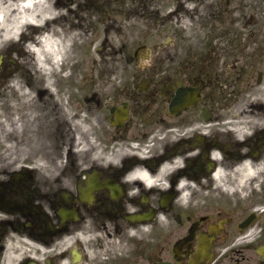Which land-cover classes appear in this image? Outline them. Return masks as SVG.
Masks as SVG:
<instances>
[{
	"label": "flooded vegetation",
	"instance_id": "af4514ba",
	"mask_svg": "<svg viewBox=\"0 0 264 264\" xmlns=\"http://www.w3.org/2000/svg\"><path fill=\"white\" fill-rule=\"evenodd\" d=\"M161 1L59 137L7 107L0 264H264V0Z\"/></svg>",
	"mask_w": 264,
	"mask_h": 264
},
{
	"label": "rangeland",
	"instance_id": "374dc122",
	"mask_svg": "<svg viewBox=\"0 0 264 264\" xmlns=\"http://www.w3.org/2000/svg\"><path fill=\"white\" fill-rule=\"evenodd\" d=\"M143 1L144 0H91L87 2L86 0H72V2H69L68 4L66 0H50V4L56 6V11L60 14H64V17L63 15H59L54 25L69 27L70 31L74 30V38L79 43L77 48L75 49L72 45L68 47L73 58V67H71L68 72H50L51 78L49 79H52V88L61 90L67 87L69 88L70 72L75 73L74 79H76L79 77V75L82 74V72H97L98 70L103 69V63L96 54L95 47L99 46V44H101L102 42H105V44L107 45L109 43H113L115 45L118 37L120 42L121 36L119 33L118 36H116L115 28L121 23L122 17L127 14L126 12L134 9L139 10L138 6L145 4L142 3ZM82 4L84 5V7L80 6ZM119 11H123L124 13H121ZM73 22L75 23L74 28H72ZM26 30L27 35H29L30 37L33 36V33H37L34 30H29V28H26ZM82 30H84V33ZM78 32L80 34H78ZM76 33L78 34V36H76ZM34 36L37 37V34H34ZM11 42L12 41H6L4 45L2 44L3 47H0V51L2 49L8 51V47L10 46ZM20 51H22L20 52L21 54L9 51V55L6 56L1 63L4 68L2 72H7V79H0V93L3 92L1 88L3 81L4 84H6L5 88L8 89L10 78L14 76L18 77L20 87H26L25 84L28 80L26 74L27 67L31 72L39 74L38 72H35L34 63L31 60L32 57L28 56L25 48L21 47ZM69 63L70 62H68L67 64ZM58 69H61V67L56 64L55 70L57 71ZM67 74L69 75L68 77H66ZM62 77L64 78L62 79ZM32 79L39 81V79L37 78ZM59 80H61V85L57 84ZM28 88L31 89V95L29 96L30 98L31 96H34L33 90H35L37 87L30 83ZM22 102L27 103L28 105H33L36 103V101H33L32 98H30L28 101L22 98ZM0 103H2V101ZM68 105L70 108L69 101ZM28 107L29 106H27L26 108ZM41 122L42 121L40 120V123ZM55 136L59 137L58 134ZM56 138L57 137H55V139Z\"/></svg>",
	"mask_w": 264,
	"mask_h": 264
},
{
	"label": "bare ground",
	"instance_id": "6f19581e",
	"mask_svg": "<svg viewBox=\"0 0 264 264\" xmlns=\"http://www.w3.org/2000/svg\"><path fill=\"white\" fill-rule=\"evenodd\" d=\"M49 1L50 0H0V46L6 41L14 40L17 32L22 27L31 26L40 34L39 39L35 42V46H32V50L34 54H36L38 61L46 65V67L43 68L44 71H49L54 68L57 57L61 54L60 49H66L74 36V30L70 31L69 27L59 25L57 27L54 25L59 12L56 11V7L51 5ZM66 1L69 3L72 0ZM78 34L80 33L78 32ZM78 34L76 33V36H78ZM77 44L79 43L77 42ZM30 55L28 56L30 57ZM31 60L35 63L33 56ZM27 72L30 76L32 75L28 67ZM36 72L40 71L36 69ZM40 76L41 81L39 83L41 85H47L49 83V78L42 74H40ZM11 86H13L11 89L15 92L17 90L23 91V89L17 87L16 82H14V84L12 83ZM42 92L50 91L42 90ZM56 104L57 100L53 99L51 105H48V108L43 114V120L58 127L61 122L64 123L66 120L64 113L56 112L57 114H55L53 112Z\"/></svg>",
	"mask_w": 264,
	"mask_h": 264
}]
</instances>
